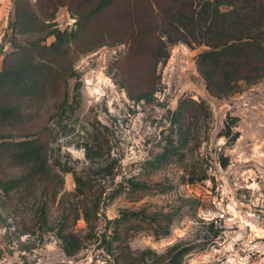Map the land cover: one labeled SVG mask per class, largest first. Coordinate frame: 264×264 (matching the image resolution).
<instances>
[{"label": "rangeland", "instance_id": "1", "mask_svg": "<svg viewBox=\"0 0 264 264\" xmlns=\"http://www.w3.org/2000/svg\"><path fill=\"white\" fill-rule=\"evenodd\" d=\"M25 1L0 0V71L8 54L55 41L48 30L12 28L16 4ZM152 1L195 11L203 3ZM127 14L122 1L94 20L70 43L61 77L28 108L27 122L0 128V141L47 145L63 179L57 192L43 181L22 182L24 167L0 154V182H22L0 189V264H172L183 249L178 264H264V79L218 98L197 69L207 46L162 38L169 58L158 62L148 35L125 36ZM77 20L60 7L51 29L70 34ZM97 41L103 45L87 51ZM230 118L235 142L220 136ZM166 149L172 152L160 158ZM75 176L83 195L75 194ZM222 211L228 219L220 222ZM61 231L80 243L72 255Z\"/></svg>", "mask_w": 264, "mask_h": 264}, {"label": "trees", "instance_id": "2", "mask_svg": "<svg viewBox=\"0 0 264 264\" xmlns=\"http://www.w3.org/2000/svg\"><path fill=\"white\" fill-rule=\"evenodd\" d=\"M122 1L128 9L126 24L132 29L125 36L137 40L148 35V41L153 43L152 53L158 62L169 58L162 38L168 44L182 42L188 46L195 44L209 48L198 55L197 69L210 94L221 98L235 92L240 82L255 84L264 79V0H201L203 3L196 11L189 4L185 5L186 9L175 5L163 9L152 0H36L33 5L26 0L16 4L12 28L19 34L48 30L55 41L48 46L23 48L6 56L0 71V128H14L27 122L32 116L28 108L42 102L48 87L61 77L60 67L64 60L70 58V43L87 35L94 20ZM221 6L229 9L222 11ZM60 7H68L78 17L75 32L67 34L51 29V21ZM157 30L159 34L156 36ZM101 45L102 41L94 42L87 47V51ZM146 46H149L148 42ZM35 48L39 49L38 54H34ZM143 98L144 95L140 97ZM182 115L180 108L174 121L179 130ZM235 122V118H230V123H226L220 134L229 142H235L240 136L237 131H232ZM171 152L166 149L160 158H167ZM0 154L8 156L12 164L24 167L26 175L22 182L43 181L54 186L56 192L57 186L62 185L61 174L53 172L49 162L48 146L39 140L0 141ZM220 164L226 167L227 158L222 157ZM60 172L67 173L68 170L61 169ZM22 182H0V189L8 193ZM75 182V194L83 195L85 183L77 176ZM191 182L194 183V180ZM134 187L138 188V185ZM85 220L88 221L87 215ZM58 236L68 255L74 252V245L75 250L80 248V243L71 234L61 231ZM185 252L183 249L173 256L172 264H178L177 258Z\"/></svg>", "mask_w": 264, "mask_h": 264}, {"label": "built area", "instance_id": "3", "mask_svg": "<svg viewBox=\"0 0 264 264\" xmlns=\"http://www.w3.org/2000/svg\"><path fill=\"white\" fill-rule=\"evenodd\" d=\"M227 213H228V212H227ZM229 214H231V216H233L232 213L229 212ZM227 219H228V217H227L226 213L223 212V211H222V213H219V214H217V216H216V220H217V221H220V222H221V221H225V220H227ZM216 220H215V222H216ZM211 222H212V220H211Z\"/></svg>", "mask_w": 264, "mask_h": 264}, {"label": "bare ground", "instance_id": "4", "mask_svg": "<svg viewBox=\"0 0 264 264\" xmlns=\"http://www.w3.org/2000/svg\"><path fill=\"white\" fill-rule=\"evenodd\" d=\"M96 90V92L98 91L97 89H95Z\"/></svg>", "mask_w": 264, "mask_h": 264}]
</instances>
